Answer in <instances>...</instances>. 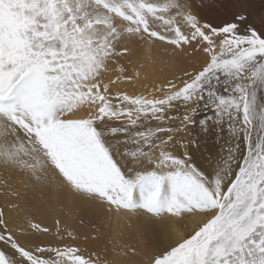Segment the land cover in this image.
<instances>
[{
    "label": "snow or ice",
    "instance_id": "6c2138e0",
    "mask_svg": "<svg viewBox=\"0 0 264 264\" xmlns=\"http://www.w3.org/2000/svg\"><path fill=\"white\" fill-rule=\"evenodd\" d=\"M0 198V264H264V0H0Z\"/></svg>",
    "mask_w": 264,
    "mask_h": 264
},
{
    "label": "bare ground",
    "instance_id": "6f19581e",
    "mask_svg": "<svg viewBox=\"0 0 264 264\" xmlns=\"http://www.w3.org/2000/svg\"><path fill=\"white\" fill-rule=\"evenodd\" d=\"M154 58L156 60V63L150 67L149 71H150V73H153V74H156V75L163 77V75L167 72V69L163 63V61L166 57L164 56V54L162 52H160V53L155 54ZM131 90L132 89L129 88V91H131ZM0 199H2V198H0ZM48 223L49 224L51 223L50 219L48 220Z\"/></svg>",
    "mask_w": 264,
    "mask_h": 264
}]
</instances>
